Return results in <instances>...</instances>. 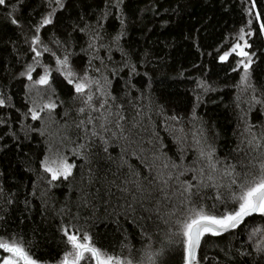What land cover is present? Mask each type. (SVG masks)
Instances as JSON below:
<instances>
[{"label": "trees", "instance_id": "obj_1", "mask_svg": "<svg viewBox=\"0 0 264 264\" xmlns=\"http://www.w3.org/2000/svg\"><path fill=\"white\" fill-rule=\"evenodd\" d=\"M0 101V239L36 264L74 259L65 233L188 264L184 224L262 174L264 0H5ZM193 264H264V214L205 233Z\"/></svg>", "mask_w": 264, "mask_h": 264}, {"label": "snow or ice", "instance_id": "obj_2", "mask_svg": "<svg viewBox=\"0 0 264 264\" xmlns=\"http://www.w3.org/2000/svg\"><path fill=\"white\" fill-rule=\"evenodd\" d=\"M5 0H0V5L4 4ZM16 23L15 20L12 21ZM44 23H50V20L45 19ZM243 39V37H241ZM239 48V45H237ZM240 55L247 56L248 54L241 49ZM227 54L222 56L221 59H226ZM66 64V61L63 62ZM243 64L244 62L241 61ZM245 71L247 72L248 64H244ZM71 71L68 72V76H72ZM41 84L47 83V77H42L39 81ZM69 83H72L69 80ZM76 91L83 92L84 85L76 84ZM91 100V97H89ZM2 103V101H0ZM48 107H54V105H49ZM83 111V109L81 110ZM36 118V115L33 114V119ZM73 166L70 164H63L62 171L59 174L65 175V177L71 174V168ZM262 174L258 181L253 183L248 187L243 194L239 197L240 204L239 209L233 214L226 215L221 218L215 216H209L204 214L202 211L197 212L195 217L184 224L183 235L186 237V252L188 260H195V248L199 245L200 239L204 236L205 233H211L213 235H218L220 232L225 231L229 228H235L245 216L250 215L253 212H260L264 214V163L261 164ZM47 171L52 172V178L56 179L58 172L54 171L51 168H46ZM68 239V242L75 249L74 259L69 260V256L73 255L69 253L66 255L62 261V264H79L82 260H92L95 261V264H120V261L111 256L102 252L100 249L95 247L90 242V237L85 234L82 237H77L76 235H69L65 233ZM0 249H3L6 252L11 253V256L4 259L3 264H18L19 261H23V264H36V261L33 260L23 247L17 244L15 241L9 243L3 239H0ZM85 253H88V256H85ZM130 264V262H129Z\"/></svg>", "mask_w": 264, "mask_h": 264}, {"label": "water", "instance_id": "obj_3", "mask_svg": "<svg viewBox=\"0 0 264 264\" xmlns=\"http://www.w3.org/2000/svg\"><path fill=\"white\" fill-rule=\"evenodd\" d=\"M258 212H253V213H251L250 215H248V216H245L244 218H243V220L240 222V223H244L247 219H249V218H251V217H254L256 214H257ZM239 223V224H240ZM233 228H229V229H227V230H225V231H222V232H220V233H226V232H228V231H230V230H232ZM219 233V234H220ZM199 246V245H198ZM198 246L195 248V254H196V251H197V248H198ZM188 264H193V260H188Z\"/></svg>", "mask_w": 264, "mask_h": 264}, {"label": "rangeland", "instance_id": "obj_4", "mask_svg": "<svg viewBox=\"0 0 264 264\" xmlns=\"http://www.w3.org/2000/svg\"><path fill=\"white\" fill-rule=\"evenodd\" d=\"M239 45V48L237 47V46H235L234 47V49H233V52L235 53V54H237L238 56H242V55H240L239 53H240V51H241V49H243V51H244V49H245V44H244V42L242 41L240 44H238Z\"/></svg>", "mask_w": 264, "mask_h": 264}]
</instances>
